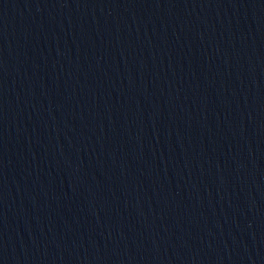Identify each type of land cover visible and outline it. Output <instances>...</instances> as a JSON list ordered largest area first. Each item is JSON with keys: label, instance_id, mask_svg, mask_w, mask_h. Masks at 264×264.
<instances>
[{"label": "water", "instance_id": "1", "mask_svg": "<svg viewBox=\"0 0 264 264\" xmlns=\"http://www.w3.org/2000/svg\"><path fill=\"white\" fill-rule=\"evenodd\" d=\"M0 264H264V0H0Z\"/></svg>", "mask_w": 264, "mask_h": 264}]
</instances>
